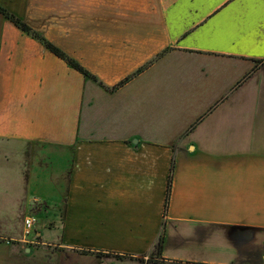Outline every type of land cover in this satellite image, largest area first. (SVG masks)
Instances as JSON below:
<instances>
[{"label": "crops", "instance_id": "0c3cea01", "mask_svg": "<svg viewBox=\"0 0 264 264\" xmlns=\"http://www.w3.org/2000/svg\"><path fill=\"white\" fill-rule=\"evenodd\" d=\"M0 5L98 80L0 13V150L29 148L18 170L28 210L46 203L33 191L41 155L59 157L58 235L41 246L66 251H46L48 264H264L260 3Z\"/></svg>", "mask_w": 264, "mask_h": 264}, {"label": "rangeland", "instance_id": "374dc122", "mask_svg": "<svg viewBox=\"0 0 264 264\" xmlns=\"http://www.w3.org/2000/svg\"><path fill=\"white\" fill-rule=\"evenodd\" d=\"M101 86L106 90L109 88L103 84ZM26 150H29V148L18 146L16 152L19 155L10 153L9 156H5L6 151L0 150V172L8 173L7 178L0 183V264H30V262L33 264H48L46 259H43L46 251L62 250L56 246H50L49 248L41 246V242L46 244H48V241L55 242L59 230L57 225L60 222H57V217L61 214V211L58 214L59 212L54 207V202L60 197L56 185L61 179L59 181L55 173L57 171L56 163H59V160H57L59 159L58 154L49 151L48 154L41 155L45 162H41V173L34 184L33 191L38 193L39 198L44 199L46 203L32 202L28 210L25 204L27 198L24 186L25 179L22 178V174L18 173V170L23 173V156H27ZM8 175L11 176L8 177ZM27 216L35 218L36 223L34 232L25 240L22 238L24 234L23 224ZM38 235H42L43 241ZM9 237L21 239L11 241ZM26 250L32 251L33 256L25 255Z\"/></svg>", "mask_w": 264, "mask_h": 264}, {"label": "trees", "instance_id": "16d2710c", "mask_svg": "<svg viewBox=\"0 0 264 264\" xmlns=\"http://www.w3.org/2000/svg\"><path fill=\"white\" fill-rule=\"evenodd\" d=\"M0 13L6 19L11 21L22 32L31 36L33 39L37 40L40 44H42L51 54H53L55 57L59 58L60 60L64 61L69 68H71V69L75 70L76 72L82 74L88 80L98 82L97 78L94 75H92L88 70H86L78 61H76L75 59L70 57L62 49H60L59 47L54 45L52 42L47 40L42 34L35 31L34 29H32L29 25H27L22 20L17 18L15 15L10 13L7 9L2 7L1 5H0ZM162 55H163V53L158 55L157 59L160 58ZM258 62H260V61H258ZM139 72H141V70L138 71V73ZM130 79H131V77H129V78L125 79L124 81H122L121 83H119L115 88H113V89L107 88V90L113 91L114 89H117V88L123 86ZM173 170L174 169L172 168L171 176H170L169 183H168L167 198H166V209L168 207L170 196H171ZM163 244H164V238H163V235H161V237H160V239H159V241L155 247L156 254H158V255L162 254Z\"/></svg>", "mask_w": 264, "mask_h": 264}, {"label": "built area", "instance_id": "2783aa9c", "mask_svg": "<svg viewBox=\"0 0 264 264\" xmlns=\"http://www.w3.org/2000/svg\"><path fill=\"white\" fill-rule=\"evenodd\" d=\"M36 223V219L33 217H26L24 220V234L23 237L25 240H27V238H29L30 235H32V233L34 232V226Z\"/></svg>", "mask_w": 264, "mask_h": 264}, {"label": "snow or ice", "instance_id": "6c2138e0", "mask_svg": "<svg viewBox=\"0 0 264 264\" xmlns=\"http://www.w3.org/2000/svg\"><path fill=\"white\" fill-rule=\"evenodd\" d=\"M204 2H207V3H217L219 2V0H204ZM244 3H260L261 4V7H262V10H264V0H243ZM264 54V53H262Z\"/></svg>", "mask_w": 264, "mask_h": 264}]
</instances>
